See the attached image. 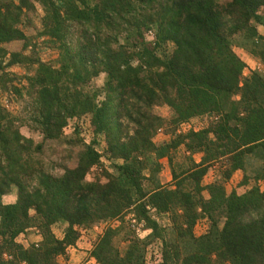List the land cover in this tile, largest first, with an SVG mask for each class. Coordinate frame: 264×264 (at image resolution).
Instances as JSON below:
<instances>
[{
  "label": "trees",
  "instance_id": "trees-1",
  "mask_svg": "<svg viewBox=\"0 0 264 264\" xmlns=\"http://www.w3.org/2000/svg\"><path fill=\"white\" fill-rule=\"evenodd\" d=\"M37 8L34 37H46L56 50L51 62L39 59L22 28ZM259 27L264 0H0V91L10 101L27 95L26 125L41 137L22 134L18 117L0 104V264H56L79 228L111 219L120 224L108 226L90 253L98 264H146L147 245L158 240L156 264H264V72L243 76L246 63L234 51L240 47L264 64ZM14 40H23V49L31 44V53L8 52L4 44ZM12 66L31 67L26 85L18 86L17 74L7 71ZM100 74L102 85L91 86ZM155 105L168 106L170 118L154 114ZM83 115L94 136L79 149L76 165L46 171L45 141L73 145L62 129ZM196 117L213 120L175 132ZM164 122L172 136L155 143ZM95 136L103 137L114 171L102 184L86 180L100 157ZM179 147L189 152L185 163L174 160ZM163 157L168 185L155 180ZM211 166L219 178L202 186ZM235 171L243 173L242 193L224 186ZM12 192L14 202L4 203ZM151 209L170 225L162 226ZM128 211L151 229L144 239L125 226ZM201 216L210 226L195 236ZM57 222L65 223L62 237L52 231ZM33 229L39 241L17 240ZM121 232L128 241L122 251L115 241Z\"/></svg>",
  "mask_w": 264,
  "mask_h": 264
},
{
  "label": "rangeland",
  "instance_id": "rangeland-1",
  "mask_svg": "<svg viewBox=\"0 0 264 264\" xmlns=\"http://www.w3.org/2000/svg\"><path fill=\"white\" fill-rule=\"evenodd\" d=\"M220 2H224L226 0H219ZM42 15L41 9L37 8V11L34 15L31 16V25L30 26H23V30L26 34H29L32 36L30 42L32 44H37L34 49L32 48L31 44L28 45L26 49H23V40H14L8 43L4 44V48L8 52H14V51H21L24 54L29 55L31 53V48L36 52V55L39 57L40 60L44 62H51L53 60H56L57 58V52L55 49H51L46 43H44L43 38L46 37H34V34L40 30V21L39 18ZM259 31L261 33H264V28L259 27ZM146 38L148 40L152 39V34L148 33L146 35ZM234 51L237 53V55L244 60L246 63V67L243 70V76H248L251 71L258 70L264 72V64H262L257 58L250 55L245 50L241 49L240 47H234ZM35 66V65H34ZM33 67V66H32ZM7 71L12 72L14 74H17L18 79L20 80L18 82V86L20 85H26V80L23 77L26 72L28 74H32L33 70L31 67L26 66H12ZM104 79V75L100 74L97 78H94L93 81L90 83L91 86L99 87L102 85ZM17 81V80H16ZM15 81V82H16ZM14 82V84H15ZM17 84V83H16ZM25 95V93L23 94ZM18 98V97H17ZM27 99V95L23 96V98H18L17 101L12 100L10 101L8 96L0 91V104L10 111L16 118L15 123L20 124V132L26 136H32L36 142L40 141L41 137L39 134L32 132L29 130L26 124H28L27 118L28 114L24 110L25 102ZM154 114L159 115L163 117L164 119L168 120L171 116V110L166 105H155L153 106ZM89 115H83L81 117H73L69 118L67 120V123L65 127L62 129L63 136L67 138V140H71L74 142L73 145L71 144H65L61 141L56 140H47L44 143L43 146V165L46 171L60 174L63 169V166L66 167H74L77 162V153L79 149L83 145H88L89 140L93 138L94 135H92L91 129L89 128ZM213 119L209 117L205 118H192L188 122L180 124L177 129H175L176 133H185L190 129L193 130H200L202 128H206L209 124H211V121ZM25 121V122H24ZM172 128L167 124L163 123V126L160 127L154 137L153 141L155 143H160L163 141H167L172 136L171 134ZM96 138V144L94 145L95 150H97L98 154L100 155L99 161L97 164H95L93 167L90 168L88 173L86 174V180L87 181H98L99 183H105L109 177L106 176V173L111 175L113 174V168H112V159L108 157V154L106 153V143L101 136H95ZM189 155L188 151H184L182 147H179L177 151L174 152V160L176 162L185 163L186 159L185 157ZM202 156V153H195L193 154V159L198 162ZM161 167L159 172L156 174V182L162 184V185H168L172 183V176H171V169L168 162V159L166 157L160 158L158 160ZM187 162V161H186ZM219 168H216L214 166L209 167L206 174L203 176L201 184L202 186H206L210 182L216 180L219 178ZM146 176H149V169L146 168L144 171ZM242 172L241 171H235L231 177L224 181V186L226 188L227 192H230L232 189H234L237 193H242L245 190L244 186L239 185V182L242 178ZM143 186L147 187L149 186L148 182L146 180H143ZM261 189L264 188V183L260 182ZM13 195V199L15 197V192L10 193ZM9 195V194H8ZM202 195L205 198H208L209 194L206 189L202 191ZM4 203H12L9 199H3ZM151 215L153 218L159 221V223L162 226H165L169 224L170 220H168L167 216H163L162 218L160 216L154 215V209L150 210ZM31 214L33 211L30 212ZM221 221V220H220ZM120 224L118 220H106L103 222H99L97 224H94L90 227L86 228H79L80 236L77 239L75 245L68 246L65 250V255H59L56 258V264H67L69 261V258L73 254V258L75 259L77 255H79V251H85V254L83 256L77 257L74 261H70L73 264H82L83 260H85L87 257L92 258L93 264H98L96 260L91 256V251L93 249L94 243L97 241L99 236H101L104 232V230L110 226V227H116ZM170 225V224H169ZM222 225V221L220 223ZM219 225V227H220ZM125 226L127 228L129 227V230L133 231L134 235L137 236L140 239H144L151 231V229H148L145 227L144 221H138L135 217V214L133 211H128L125 214ZM210 226V221L208 218L201 216L193 226V234L195 236L202 235L207 232L208 228ZM65 227V223L57 222L54 223L51 228L53 233L57 237H62L63 235V229ZM124 233L121 232L120 235H118L115 238L116 246L119 250H123L127 246V240L123 237ZM37 238H41L38 232L33 229L27 234H21L18 236L17 240L21 242L23 245L27 246L31 242H35ZM39 241V240H38ZM37 242V241H36ZM160 250H161V244L158 241L151 242L147 245L146 251H145V263L146 264H156L160 261Z\"/></svg>",
  "mask_w": 264,
  "mask_h": 264
},
{
  "label": "crops",
  "instance_id": "crops-1",
  "mask_svg": "<svg viewBox=\"0 0 264 264\" xmlns=\"http://www.w3.org/2000/svg\"><path fill=\"white\" fill-rule=\"evenodd\" d=\"M3 199H9L10 202H14V200H12V199H13V195H12V194L4 195V196H3ZM14 199H15V197H14ZM38 240H40V238H37V239L35 240V242L38 241ZM83 254H85V251H79V255H77L76 258L79 257V256H83ZM72 256H73V254H72ZM72 256L69 258V261H68L67 264H73V263H71L70 261H74L76 258H75V259H72V258H73ZM77 259H78V258H77ZM82 264H93V260H92V258H88V257H87L85 260H83Z\"/></svg>",
  "mask_w": 264,
  "mask_h": 264
}]
</instances>
